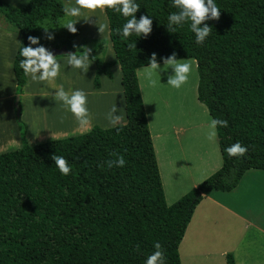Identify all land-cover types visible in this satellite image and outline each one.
I'll list each match as a JSON object with an SVG mask.
<instances>
[{
	"label": "trees",
	"instance_id": "trees-1",
	"mask_svg": "<svg viewBox=\"0 0 264 264\" xmlns=\"http://www.w3.org/2000/svg\"><path fill=\"white\" fill-rule=\"evenodd\" d=\"M136 18L153 20L144 37L122 31L127 19L113 8L104 11L125 100L126 121L113 128L93 125L88 131L30 145L26 123L17 112L21 146L0 153V264H145L154 243H161L165 264H181L178 246L194 208L211 190L229 191L251 168L264 170V0H215L221 10L204 43L197 44L191 21L168 30V16L179 11L173 0H135ZM61 0H0V25L21 34L13 61L16 94L27 78L20 68V51L30 45L29 36L40 41L41 23L52 25L65 15ZM69 31L63 44L81 33ZM101 44L104 41H99ZM129 43L136 48L129 49ZM50 51L49 47L43 46ZM176 54L192 58L198 72L197 98L210 116L228 121L218 127L222 166L172 204H167L148 126L136 70ZM79 54V53H78ZM93 84L100 74L112 77L113 61L94 50ZM248 148L243 157L226 151L235 143ZM122 155L123 167L105 163ZM63 156L71 167L61 174L52 156ZM103 165V166H101ZM225 264H235L231 253Z\"/></svg>",
	"mask_w": 264,
	"mask_h": 264
},
{
	"label": "crops",
	"instance_id": "crops-1",
	"mask_svg": "<svg viewBox=\"0 0 264 264\" xmlns=\"http://www.w3.org/2000/svg\"><path fill=\"white\" fill-rule=\"evenodd\" d=\"M4 1L26 3L28 0ZM61 1L65 6V0ZM84 10L87 11L82 9ZM91 15L90 18L94 23L100 22L96 10H91ZM74 21L78 23L75 17ZM105 32V37L86 36L79 33L71 39L72 46L81 47L83 39L87 37V41H91L88 44L86 42V45L93 47L94 50L97 49L99 56L105 61L114 62L111 66L112 77L100 74L98 87L93 84L95 75L93 61L90 60L92 64L85 74L79 69L68 66L65 63L66 55L56 56L61 69L58 77L52 82L59 87L62 85L66 91L84 90L87 93L89 112H98V114L90 119L89 126L80 128L81 130H71L74 132L68 134H47L52 137L51 139L57 136L81 134L93 125L102 128L111 127L105 116L114 104L123 111L125 119L122 123L126 121L121 84L122 73L112 47L109 29ZM102 40L104 43L101 44L99 41ZM20 42L19 32L0 25V102L6 110L5 113L12 128L11 135L14 136L16 143L19 141L21 146L19 129L15 120L16 111L13 110L17 83L13 61ZM48 44L51 47L52 44ZM159 63L163 69V61ZM144 67L146 66L137 68L136 75L165 200L167 204H172L217 171L222 166V155L218 137L214 141L207 139L212 117L206 106L197 98L198 81L195 80L190 87L186 85L185 89L181 88L177 95V89L167 84L169 75L173 74L171 69L158 72L155 75L157 84L153 87L143 71ZM26 78V84L19 97L22 104L21 116L26 122V138L28 143L33 145L40 142H37L36 137L29 141L32 137L31 132L36 131L26 119L28 106H25L23 96L31 91L35 94V91L45 89L49 83L33 82L29 76ZM52 96L55 95H50L46 99H52ZM11 135L8 138L9 142ZM178 252L181 264H225L228 253L233 255L235 264H264V170L248 169L233 189L229 191L214 189L205 194L194 208L178 246Z\"/></svg>",
	"mask_w": 264,
	"mask_h": 264
},
{
	"label": "clouds",
	"instance_id": "clouds-1",
	"mask_svg": "<svg viewBox=\"0 0 264 264\" xmlns=\"http://www.w3.org/2000/svg\"><path fill=\"white\" fill-rule=\"evenodd\" d=\"M75 4L76 6H64L63 10L67 16H80L81 9L95 11L98 8L104 9L108 7L113 8L126 18L130 17L123 25L122 31L117 29V33L125 39L133 33L139 37H146L152 32L153 20L149 16L144 15L139 19L136 18V13L139 11L140 6L135 0H75ZM173 6L179 11L173 12L168 16L169 23L167 27L169 32L176 31L174 26H182L185 22L191 21L190 29L195 33L196 43L201 45L212 31V28L205 22L208 20H218L221 15V10L217 7L215 0H173ZM75 24L76 22L69 20L64 27L72 33H76L77 28ZM98 27L100 33L103 34L109 29V24L105 19L104 22L98 23ZM47 30L45 29L46 32ZM48 39H53V37L49 35ZM28 40L30 41V45L39 44L37 37L29 36ZM128 48H136V43H129ZM90 52V48L84 47L82 52L68 53L66 54L67 60L65 63L71 66V68L79 69L86 74L92 64L90 63ZM20 55L23 57L20 62V68L33 82L50 83L60 74V62L51 51L43 46L35 48L32 46H24L20 51ZM163 63L164 68L161 69V65L157 60V54L153 53L149 60V66L144 67L143 71L151 86L155 87L157 84L155 75L158 72L167 71L168 69H171L174 73L169 75L168 85L179 89L188 82L194 63L193 61L178 60L174 53L170 57L164 58ZM54 99L66 111H70L74 115L79 127L85 128L89 126L90 113L87 108V93L84 90L65 91L61 85L57 89ZM117 112H119L118 115ZM105 118L113 128L121 125L125 119L122 109H118L116 104L106 113ZM218 127H228V121L216 118L211 119L207 132V139L209 141L216 139ZM226 151L230 157H243L247 154L248 148L237 142L228 147ZM113 156L115 157L114 159L105 162L108 168L123 167L126 164L122 155L113 153ZM52 159L61 174L69 175L71 173V167L63 156L54 154ZM154 249L152 254L147 257L145 264H165V254L161 243L155 242Z\"/></svg>",
	"mask_w": 264,
	"mask_h": 264
},
{
	"label": "rangeland",
	"instance_id": "rangeland-1",
	"mask_svg": "<svg viewBox=\"0 0 264 264\" xmlns=\"http://www.w3.org/2000/svg\"><path fill=\"white\" fill-rule=\"evenodd\" d=\"M18 4V3H14ZM65 5L68 6H76L75 0H65ZM82 11L81 9V15L76 16L78 24L80 27L81 35H89V36H106L105 33H100L98 23H94V21L90 18L91 10L88 11ZM97 14H99L100 22L105 21V11L104 9H96ZM104 11V14H103ZM83 17V19H82ZM74 21V17L67 16L66 14L63 15L58 19L57 25H52L49 20H44L41 23V32H40V45L49 47L48 43L52 45H56L58 47L61 46L62 41L66 38L67 34L69 33V29L65 28V24L67 21ZM107 20V17H106ZM108 22V21H107ZM45 29H48L47 32ZM51 35L53 39H48V36ZM87 38V37H86ZM91 41V40H90ZM87 41V44L90 42ZM51 45V48H53ZM63 45V44H62ZM82 47V46H81ZM87 48H90L91 50L93 47H90L86 45ZM94 52L99 56L100 53L97 49L94 50ZM178 60H185V61H193L192 65V71L189 75L188 82L184 84L181 88L185 89L186 85L190 87L191 83H193L195 80L198 81V72L196 68V61L192 58L188 59H178ZM174 74V73H173ZM171 75V74H170ZM59 86L55 85L54 82H50L49 85L45 87V89H38L39 91H35L36 93L33 94L32 91L26 96L24 95V102L25 106H28V109L26 111V119L32 124L36 132H31L32 137L29 138V141L33 140L36 137L37 142H43L46 140L51 139L52 137L47 136V134H64L69 132H74L71 130H81L76 121V118L70 111H66L60 103L56 102L54 99V96H52V99H46L50 95H55L57 89ZM177 89V95H179V90ZM66 91V88H64ZM41 91H44L43 93H40ZM41 95V96H40ZM20 96V94L14 95V101H13V110L16 111L15 113V120L17 116V109L15 106L16 97ZM39 96V97H37ZM91 101V100H90ZM164 102V101H163ZM21 99L19 100V108H20V117L23 120L21 113H22V106H21ZM3 104L0 102V152L15 149L20 146L19 141L17 143L14 141V136L11 135L12 128L10 126V122L7 118V115L5 113V108L2 107ZM96 106V104H95ZM165 107H167V104H165ZM87 108L89 109L88 99H87ZM150 108V107H149ZM90 113V119L95 118L98 114V112H89ZM25 122V120H23ZM17 123V122H16ZM26 123V122H25ZM78 133L81 131H77ZM35 133V134H34ZM11 135V141H8V138ZM54 136V135H53ZM13 137V138H12ZM63 136H57L54 138H59Z\"/></svg>",
	"mask_w": 264,
	"mask_h": 264
},
{
	"label": "water",
	"instance_id": "water-1",
	"mask_svg": "<svg viewBox=\"0 0 264 264\" xmlns=\"http://www.w3.org/2000/svg\"><path fill=\"white\" fill-rule=\"evenodd\" d=\"M55 56L57 55H66L68 53H74L75 49H70L67 47L66 44H63L61 45L60 47H53L51 48L50 50ZM19 100H20V97L17 96L16 97V101H15V106H16V109H17V112L20 111V108H19Z\"/></svg>",
	"mask_w": 264,
	"mask_h": 264
}]
</instances>
